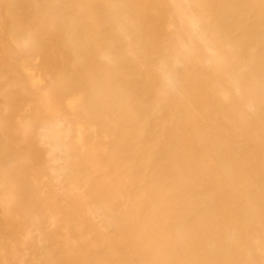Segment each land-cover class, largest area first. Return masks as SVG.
<instances>
[{"label": "bare ground", "instance_id": "6f19581e", "mask_svg": "<svg viewBox=\"0 0 264 264\" xmlns=\"http://www.w3.org/2000/svg\"><path fill=\"white\" fill-rule=\"evenodd\" d=\"M0 264H264V0H0Z\"/></svg>", "mask_w": 264, "mask_h": 264}, {"label": "rangeland", "instance_id": "374dc122", "mask_svg": "<svg viewBox=\"0 0 264 264\" xmlns=\"http://www.w3.org/2000/svg\"><path fill=\"white\" fill-rule=\"evenodd\" d=\"M79 0H75L76 3H78ZM91 3L99 4L105 0H88ZM117 1V0H116ZM82 54H84L83 48L80 50ZM83 73L82 68H80L79 65L72 64L71 63V51L67 49L65 53L61 56V62L59 65V72H58V78L60 79V82L63 84L66 82V79L70 76L79 77ZM20 121H16L15 123H12V128H17ZM39 154L41 155V160L43 164H46V158L43 155L42 151H39Z\"/></svg>", "mask_w": 264, "mask_h": 264}]
</instances>
